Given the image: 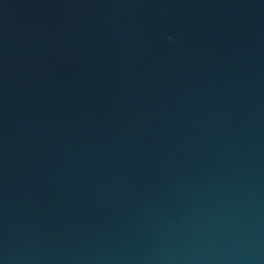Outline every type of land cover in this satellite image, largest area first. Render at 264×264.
<instances>
[{"label": "water", "instance_id": "obj_1", "mask_svg": "<svg viewBox=\"0 0 264 264\" xmlns=\"http://www.w3.org/2000/svg\"><path fill=\"white\" fill-rule=\"evenodd\" d=\"M0 264H264V0H0Z\"/></svg>", "mask_w": 264, "mask_h": 264}]
</instances>
